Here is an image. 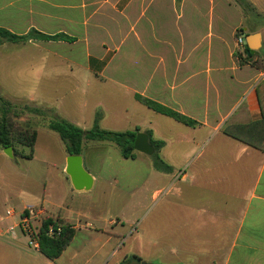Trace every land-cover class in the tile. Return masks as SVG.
Here are the masks:
<instances>
[{"label": "crops", "instance_id": "crops-1", "mask_svg": "<svg viewBox=\"0 0 264 264\" xmlns=\"http://www.w3.org/2000/svg\"><path fill=\"white\" fill-rule=\"evenodd\" d=\"M0 27L17 35L35 29L76 39L26 43L37 50L38 45H50L51 50L37 51L53 61L50 79L66 76L73 83L52 86L69 100L35 104L52 114L33 130L49 129L57 116L86 131L139 129L164 142L153 155L137 152L134 159L146 157L163 183L153 200H163L164 230L161 237L147 234V250L159 248L162 264H264V152L224 133L229 126L263 118L258 88L264 91V0H0ZM238 32L260 36V48L250 62L236 54ZM44 70L38 76L48 75ZM4 81L11 85L10 79ZM136 95L197 125L159 114ZM113 145L118 147L109 141L83 142L92 189L106 181L94 160ZM64 154L62 171L69 156ZM159 161L167 171L159 169ZM69 185L73 187L71 179ZM44 204L45 199L34 208L72 224L62 212L49 213ZM82 226L101 231L85 223L74 225L76 234ZM108 234L122 240L120 232ZM140 237L137 234L135 242ZM11 246L3 248L22 257V246ZM24 248L45 257L37 249ZM61 256L55 261L45 258L56 263Z\"/></svg>", "mask_w": 264, "mask_h": 264}, {"label": "rangeland", "instance_id": "rangeland-1", "mask_svg": "<svg viewBox=\"0 0 264 264\" xmlns=\"http://www.w3.org/2000/svg\"><path fill=\"white\" fill-rule=\"evenodd\" d=\"M51 49L50 45H38L37 50L26 43L13 44L8 41L0 45V93L7 100H16L9 99L22 113L15 122L23 128L33 129L35 124H45L51 115L46 109L39 112L32 110L37 104L51 105L57 98L69 100L62 98L65 92L61 88L54 92L52 86L56 83L73 84L71 78L53 76L54 80L50 79L53 61L37 53ZM40 69H46L44 72L47 71L48 75L38 76ZM4 78L10 79L11 85ZM37 132L33 159L10 158L0 147V264L4 259V264H141L144 261L162 264V251L159 248L153 252L147 250L148 231L161 237L164 230L163 195H159L161 199L158 202L154 203L153 200V193L163 183L158 175H153V164L146 157L124 159L114 145L104 147L106 150L98 154L94 162L107 182L96 185L89 192H77L70 187V177L66 171H62L65 150L61 138L45 126L39 127ZM15 149L24 154L30 153L27 147L17 146ZM43 199L49 213L62 212L76 226L88 223L101 231L84 229L82 226L60 260L51 263L30 247L20 215L24 206H30L25 209L31 210L30 224L40 228L47 216L34 207L40 205ZM9 212L14 215L10 216ZM114 232H120L122 240L110 239L108 233ZM137 234L142 237L135 242ZM2 244L8 247L13 244L22 246V257L10 248L6 250ZM24 246L33 252L26 251ZM25 252L29 255H23ZM120 260L122 262L119 263Z\"/></svg>", "mask_w": 264, "mask_h": 264}, {"label": "trees", "instance_id": "trees-1", "mask_svg": "<svg viewBox=\"0 0 264 264\" xmlns=\"http://www.w3.org/2000/svg\"><path fill=\"white\" fill-rule=\"evenodd\" d=\"M31 40L65 41L68 43L76 41V39L65 35L49 36L38 32L35 29L31 30L26 35H17L3 27H0V45L4 41H8L13 44H25ZM253 57L254 55L248 56L247 50H245V55H242L239 58L243 62H250ZM258 96L263 113L262 120L248 125L229 126L224 130V133L246 145L264 152V91H262L261 88H258ZM135 97L138 102L147 108L159 114L168 116L183 125L190 127L197 125L196 121L173 109L165 107L140 95H136ZM32 110L38 112L41 111L37 108ZM47 112L52 114V110H47ZM21 114V111H18L13 103L5 99L0 94V147L2 149L11 147L14 149L15 156L25 159H33L34 147L37 142L38 133L29 127L23 128L17 125L15 119L19 118ZM47 127L60 136L68 155H82L84 140H92L109 141L116 144L120 150L121 156L124 159L134 160L137 157V152L134 150V143L136 136L140 131L139 129L136 131L112 132L95 127L92 130L86 131L57 116H54V118L48 123ZM147 134L150 138V144L154 146L158 152L164 146V142L155 141L152 138L151 132H147ZM17 146L30 148V153L24 154L23 152L17 151L15 149ZM159 169L167 171L168 166L162 161H159ZM27 216H29V210H25L21 215L22 218ZM50 228L55 231V234L52 237L48 235ZM75 235L76 229L74 225L66 223L60 218L47 217L43 220L40 230L39 252L49 260L55 261L68 248Z\"/></svg>", "mask_w": 264, "mask_h": 264}, {"label": "water", "instance_id": "water-1", "mask_svg": "<svg viewBox=\"0 0 264 264\" xmlns=\"http://www.w3.org/2000/svg\"><path fill=\"white\" fill-rule=\"evenodd\" d=\"M259 35L245 36L244 48L247 55H254L260 48ZM134 150L140 154L153 155L154 147L149 142V136L145 132H139L134 143ZM4 152L13 158V149L11 147L4 149ZM66 173L70 177L73 187L77 191H90L93 187L94 180L92 175L86 171L83 164L82 155H69L67 158ZM141 264H152L142 262Z\"/></svg>", "mask_w": 264, "mask_h": 264}, {"label": "built area", "instance_id": "built-area-1", "mask_svg": "<svg viewBox=\"0 0 264 264\" xmlns=\"http://www.w3.org/2000/svg\"><path fill=\"white\" fill-rule=\"evenodd\" d=\"M244 41H245V35H242L240 32H238L236 34V43L238 47L236 54L238 57L245 55ZM9 214H11V212H9ZM30 214H31V210H29V216L23 218L22 228H23L24 233L27 235L29 239L30 247L39 250V235H40V230L42 226L38 229L35 227H32L29 221ZM54 234H55V231H53V229L50 228L48 235L52 237L54 236Z\"/></svg>", "mask_w": 264, "mask_h": 264}]
</instances>
